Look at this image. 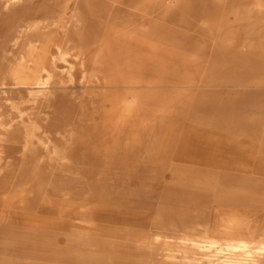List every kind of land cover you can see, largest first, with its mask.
Returning a JSON list of instances; mask_svg holds the SVG:
<instances>
[{
  "label": "rangeland",
  "instance_id": "obj_1",
  "mask_svg": "<svg viewBox=\"0 0 264 264\" xmlns=\"http://www.w3.org/2000/svg\"><path fill=\"white\" fill-rule=\"evenodd\" d=\"M16 1L0 0V264H264V0ZM43 13L79 40L47 46L43 84L5 86Z\"/></svg>",
  "mask_w": 264,
  "mask_h": 264
},
{
  "label": "bare ground",
  "instance_id": "obj_2",
  "mask_svg": "<svg viewBox=\"0 0 264 264\" xmlns=\"http://www.w3.org/2000/svg\"><path fill=\"white\" fill-rule=\"evenodd\" d=\"M25 1L26 0H17L16 3L18 5H20V4L24 3ZM128 1H130V0H128ZM75 4H76V2H75ZM112 4H114V2H112ZM43 15H44V18H42V19H37L36 16H38V15H33V24L30 23L31 26H26L24 24L25 27L23 25L24 28H22V31H19V33L16 35V37L12 41L11 45H12L13 53L15 55V59L10 64L9 71H8L9 81L6 82L5 86H12V87L16 86V87H18V85H23L25 83V81L23 80L24 79L23 75H26V77H27L28 73H33L34 75H37L36 80H34L35 79L34 78L32 81V82H34L33 83L34 85L37 86L38 84L39 85L43 84L44 82L40 81L42 79H40L39 74L45 73V72H46V74H48L54 68L53 64H52L53 62L50 61V59L44 60L45 57L42 58L44 56V54L48 53V50L51 49L50 47H49L50 49H47V46L51 45L52 49L49 51L50 54L49 55L47 54L46 57L51 56V58H53L54 54H57L59 52V50H61L64 43L76 44V42L79 40V39L77 40L74 37H71L70 26L72 25L71 24L72 20L70 22V18L67 17L66 14L60 16L59 18H57V16L53 18V16L49 15L48 13H43ZM60 19L63 20V22L59 21ZM76 36H77V34H76ZM77 37H79V36H77ZM10 53L12 54V52H10ZM77 58H78V56H77ZM61 60H63V59H61ZM54 61H55V58H54ZM28 63H31V65ZM8 65H6V66H8ZM1 78H3V77H1ZM2 83H4V81ZM30 85H32V84H30ZM7 102H9V101H7ZM2 112H4V110H3V108L0 107V114H3ZM26 145H27V143H26ZM195 220H196V218H195ZM195 224L196 223H194V225ZM192 225H193V223H192ZM238 243H239V246H241V244H243V241L241 240V238H238ZM246 249H247V247H246ZM257 251L259 253L261 251H264V244H261V247H259ZM239 258H241V257H239ZM257 263H259V262H257ZM219 264H247V263H246V261L245 262L244 261L235 262L233 260L224 259V260H221Z\"/></svg>",
  "mask_w": 264,
  "mask_h": 264
}]
</instances>
